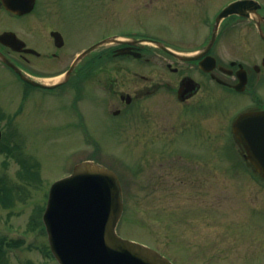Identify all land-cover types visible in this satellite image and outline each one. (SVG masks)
Masks as SVG:
<instances>
[{"label": "rangeland", "instance_id": "1", "mask_svg": "<svg viewBox=\"0 0 264 264\" xmlns=\"http://www.w3.org/2000/svg\"><path fill=\"white\" fill-rule=\"evenodd\" d=\"M117 1L120 11L112 12L116 8L112 9L116 4L112 0H41L39 15L30 17L21 28L0 17V33L13 27L30 45H37L42 57L34 59L33 66L24 64L51 79L66 70L74 53L94 44L104 30L126 28L132 17L121 11L124 8L146 6L151 13L146 20L152 35L172 38L173 44L191 49L197 34H207L203 19L212 17L231 0H212L210 6L207 0ZM101 4L107 12L95 11ZM73 11L84 12L92 20L83 29L86 43L69 47L60 59L46 58L52 51L48 48L52 42L49 32L67 30L66 17ZM36 39L42 43L35 44ZM11 55L21 61L17 54ZM116 66L139 67L125 61ZM162 72L164 68L156 59L153 79L157 81L156 74ZM79 88L93 94L99 90L94 82ZM24 90V83L0 65V178L8 185L19 186L13 191L12 204L8 208L0 206V239L25 242L9 248L3 264H57L48 256V236L42 230L38 211L45 209L53 183L89 159L113 169L121 179L124 213L117 233L122 238L147 244L174 264H264V182L252 170L240 166L238 146L230 133L229 116L239 112V105L227 108V114L217 110L212 123L206 116L200 118V113L196 132L205 140L200 139L198 152L191 154L171 138L181 131V122L187 133L185 125L191 123V117L161 114V101L172 97L152 98L151 121L134 124L132 130L124 132L131 141L125 148V141L106 134L96 105H82L89 131L87 136L82 134L79 119L69 106L75 100L70 85L51 96L42 89H28L23 95ZM81 103L77 102L78 107ZM209 134L215 143L214 153L208 144ZM17 145L20 150L13 149ZM133 146L136 150L132 154L128 149ZM8 147L14 154L8 153ZM22 158H35L40 163L38 181L21 179ZM197 167L199 174L187 172ZM195 179L199 186L194 184ZM33 218L39 220L36 229L30 226Z\"/></svg>", "mask_w": 264, "mask_h": 264}, {"label": "flooded vegetation", "instance_id": "2", "mask_svg": "<svg viewBox=\"0 0 264 264\" xmlns=\"http://www.w3.org/2000/svg\"><path fill=\"white\" fill-rule=\"evenodd\" d=\"M112 1L116 3L111 5L112 9L116 7L112 12L120 11L118 1ZM254 1L258 5H253L246 12L251 18L233 15L224 20L214 43L211 41L216 18L221 10L232 1L223 4L216 15L204 18L203 25L207 28V34H197L195 45L191 50L173 44L174 40L172 38L152 35L151 28L146 20L148 16H151V13L148 10L149 8L146 9V6L143 5V8L136 10L133 6L130 9L129 6V10L125 8L121 10L132 17L131 20H127L130 24L122 30L117 27H111L112 31L109 32L104 30L95 42L99 43L117 38L118 43L107 44L93 52L83 64H80L81 66L75 69L70 78L71 82L68 84L75 93V100L69 106L79 119V128L82 134L84 133L87 136L89 132L85 124L86 113L82 105H96L100 110V118L104 121L106 134L111 135L113 139L125 141L124 146L128 148L127 146L131 144V141H127L129 138L123 135L124 132L132 130L134 124L149 123L153 116L152 98L163 95L167 98L172 97L171 100L161 101L160 111L163 117L166 115H178V118L191 117V123L185 125L187 133L184 134L183 122H181L179 125L182 127L181 131L177 132L175 136L172 135L171 138L177 142L179 147L184 145L186 151L193 154V152L197 153L199 150L197 145L200 139L203 142L205 140L202 133L196 132L200 127L198 119L200 113V118L206 116L209 122L212 123V121H215L217 110L227 114L229 108L238 105L239 112L236 115L230 114L229 120L234 121L243 113L264 111V4L261 0ZM207 3L210 6L213 1L207 0ZM40 5L41 0H0V17L4 22L21 28L30 17L35 14L39 15ZM12 6L22 12L11 10ZM99 6L100 9L95 10L96 12L108 11L103 8L104 5ZM28 9V12L23 13ZM66 21L68 22L66 24L68 28L64 32L59 29H52L49 32L52 42L48 48H51L52 51L46 58L60 59L69 47L86 43L87 37L85 38L84 27L92 20L84 15V12L77 13V11H73L69 14V17H66ZM55 32L61 35L57 40L59 45L52 36ZM4 33L15 34L25 46L20 52H15L12 48L0 42V51L9 56L23 73L42 78L44 75L38 74L33 68L28 67L33 66L34 59L42 57L41 52L36 47L37 45H30L13 27L4 29L0 36ZM148 40L160 42L167 49L152 45L147 42ZM40 42L42 43L40 39L34 41L38 45H40ZM85 49L74 53L66 71L79 53ZM187 51L194 52L197 60L183 62L176 56V54ZM11 53L17 54L22 62L12 57ZM156 59L160 60L161 67L164 68V72L156 74L158 76L157 81L153 79L155 75L152 74V64ZM120 61L132 65L137 64L139 67L135 69L134 67L121 68L116 66ZM0 65L3 66V63L0 62ZM110 65L113 66L110 67ZM200 65H203L204 69ZM17 78L24 83L26 90L30 89V85L22 81L19 75H17ZM188 78L194 80V85L198 87V91L194 92L192 96L190 94L193 90L181 88L182 83ZM88 82H94L98 86L99 90L96 94L91 93V91L89 93L85 92L82 88H79ZM26 90H24L23 95ZM57 97L61 98L62 94L59 93ZM238 98H240L239 101H237ZM232 101L235 103H232ZM77 102H82L80 107H78ZM222 103L224 107L221 106ZM165 130L168 132L167 127H165ZM207 140L208 144H211V153H214L215 143L210 134ZM235 142L238 146V154L246 155L247 151L239 141L235 139ZM128 150L133 154L136 149L133 146ZM240 166L248 169L252 165L242 163ZM199 171V167H197L195 171L189 170L187 172L199 174ZM196 178H199V176L196 175ZM194 184L199 186L198 179H195Z\"/></svg>", "mask_w": 264, "mask_h": 264}, {"label": "water", "instance_id": "3", "mask_svg": "<svg viewBox=\"0 0 264 264\" xmlns=\"http://www.w3.org/2000/svg\"><path fill=\"white\" fill-rule=\"evenodd\" d=\"M253 3L252 0H240L229 4L216 20L213 40L223 19L233 14L243 15ZM11 10L22 12L15 6ZM53 36L56 41L61 37L59 33H53ZM0 41L15 51H21L25 46L13 33H4ZM147 42L164 49L166 47L155 40ZM108 43H118V39L111 38L92 46L75 60L66 74L48 82L23 74L1 52L0 60L33 86L55 88L67 83L84 59ZM178 57L184 61L195 60L193 55L182 54ZM182 87L198 89L191 79L185 80ZM234 133L248 152L246 159L264 178V112L240 116L234 123ZM123 212V189L117 174L93 161L78 164L70 176L58 180L50 189L43 222L53 255L60 264H173L158 251L119 236L117 227Z\"/></svg>", "mask_w": 264, "mask_h": 264}, {"label": "trees", "instance_id": "4", "mask_svg": "<svg viewBox=\"0 0 264 264\" xmlns=\"http://www.w3.org/2000/svg\"><path fill=\"white\" fill-rule=\"evenodd\" d=\"M13 149H17L16 146H13ZM9 154H12V149L8 147L7 149ZM20 165H21V171H20V177L23 181H38L39 179V170H40V164L37 160L32 158H22L20 159ZM19 186L16 185H8V183L5 181L4 178L0 179V206L4 208H8L12 202H13V196L15 191ZM44 209H39L38 215L41 217L42 212ZM36 221H39L38 219L33 218L32 223L30 226L34 229H36L37 223ZM42 230L44 231V228L42 226ZM22 241L20 242H7L6 239H0V264H3V261L5 259V256L7 255V248H14L16 246L22 245ZM7 247V248H6ZM49 252V250H47ZM47 252V253H48ZM48 256H51V253H48Z\"/></svg>", "mask_w": 264, "mask_h": 264}]
</instances>
